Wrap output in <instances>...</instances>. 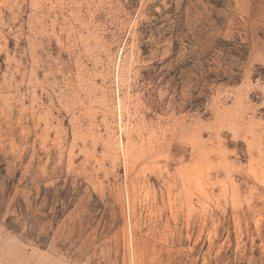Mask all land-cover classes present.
Listing matches in <instances>:
<instances>
[{"label": "rangeland", "instance_id": "obj_1", "mask_svg": "<svg viewBox=\"0 0 264 264\" xmlns=\"http://www.w3.org/2000/svg\"><path fill=\"white\" fill-rule=\"evenodd\" d=\"M0 264H264V0H0Z\"/></svg>", "mask_w": 264, "mask_h": 264}, {"label": "built area", "instance_id": "obj_2", "mask_svg": "<svg viewBox=\"0 0 264 264\" xmlns=\"http://www.w3.org/2000/svg\"><path fill=\"white\" fill-rule=\"evenodd\" d=\"M260 88V87H259Z\"/></svg>", "mask_w": 264, "mask_h": 264}]
</instances>
